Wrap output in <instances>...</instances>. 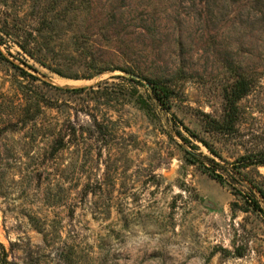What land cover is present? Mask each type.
<instances>
[{
    "label": "rangeland",
    "instance_id": "1",
    "mask_svg": "<svg viewBox=\"0 0 264 264\" xmlns=\"http://www.w3.org/2000/svg\"><path fill=\"white\" fill-rule=\"evenodd\" d=\"M0 37V264H264V0H0Z\"/></svg>",
    "mask_w": 264,
    "mask_h": 264
},
{
    "label": "trees",
    "instance_id": "2",
    "mask_svg": "<svg viewBox=\"0 0 264 264\" xmlns=\"http://www.w3.org/2000/svg\"><path fill=\"white\" fill-rule=\"evenodd\" d=\"M2 39L0 37V45L2 44ZM81 91V90H80ZM248 92V87L246 86V84L242 81L239 82L237 84V86L235 87L234 91L232 92V94H230L227 97V113H226V121L223 124H218L220 127H226V129H231V123L235 121V117L237 114V107H236V103L238 100H240L244 95H246ZM160 100V99H159ZM180 136L182 137V135L180 134ZM183 141L189 145H192L191 142L186 139L183 138ZM192 149H195V147L193 146ZM211 153L213 154L214 152L211 151ZM189 155V157L192 159V163H200L197 159V156L195 154L192 153H187ZM215 155V154H214ZM212 166L215 168H220L219 164H217L214 160H211ZM202 164V163H201ZM202 166L204 167V169L209 173L210 177L212 179H214L215 181H217L219 184H223L225 182L224 176L217 173L216 170L211 169L209 167H206L202 164ZM232 166V170L236 173H239L238 171L240 169L243 168H248L249 166H264V156H260V157H256V158H241L237 163H233L231 164ZM254 189H256V192L258 193V195L264 199V189L261 186L255 185ZM246 198L245 201L246 203L255 211V212H261L264 213V209L261 207V204L259 202V200L257 199V197L253 196H245Z\"/></svg>",
    "mask_w": 264,
    "mask_h": 264
},
{
    "label": "clouds",
    "instance_id": "3",
    "mask_svg": "<svg viewBox=\"0 0 264 264\" xmlns=\"http://www.w3.org/2000/svg\"><path fill=\"white\" fill-rule=\"evenodd\" d=\"M133 231L136 233L135 236H132L128 241V247L132 250H135L136 248L142 247L144 244L148 243H154L150 239L149 236H147L140 227L133 226ZM171 254L176 257L178 264H181V262L184 261L185 257H187L190 254V250L188 247L184 246L181 248H173L171 250ZM189 264H202V262L197 257H193Z\"/></svg>",
    "mask_w": 264,
    "mask_h": 264
}]
</instances>
